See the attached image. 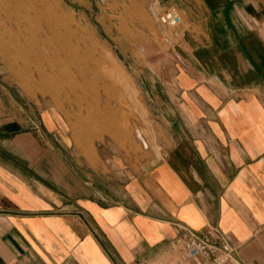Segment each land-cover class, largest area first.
<instances>
[{"label": "crops", "instance_id": "1", "mask_svg": "<svg viewBox=\"0 0 264 264\" xmlns=\"http://www.w3.org/2000/svg\"><path fill=\"white\" fill-rule=\"evenodd\" d=\"M157 1L188 27L140 81L141 143L52 135L0 91V264H179V229L210 226L264 264V0Z\"/></svg>", "mask_w": 264, "mask_h": 264}, {"label": "rangeland", "instance_id": "2", "mask_svg": "<svg viewBox=\"0 0 264 264\" xmlns=\"http://www.w3.org/2000/svg\"><path fill=\"white\" fill-rule=\"evenodd\" d=\"M163 9L157 0H0V91L39 122L54 116L52 135L93 142L122 129L141 143L137 130L150 131L140 81L171 72L188 27L182 10L179 26L162 25Z\"/></svg>", "mask_w": 264, "mask_h": 264}, {"label": "built area", "instance_id": "3", "mask_svg": "<svg viewBox=\"0 0 264 264\" xmlns=\"http://www.w3.org/2000/svg\"><path fill=\"white\" fill-rule=\"evenodd\" d=\"M159 21L168 28L179 26L183 21L180 8L176 5L164 7ZM175 244L185 255L179 264H244L238 257V247L216 226L201 231L180 228Z\"/></svg>", "mask_w": 264, "mask_h": 264}, {"label": "bare ground", "instance_id": "4", "mask_svg": "<svg viewBox=\"0 0 264 264\" xmlns=\"http://www.w3.org/2000/svg\"><path fill=\"white\" fill-rule=\"evenodd\" d=\"M35 74V73H34ZM59 75V74H58ZM40 76L43 77L44 75H42V73H40ZM140 136V135H139Z\"/></svg>", "mask_w": 264, "mask_h": 264}]
</instances>
